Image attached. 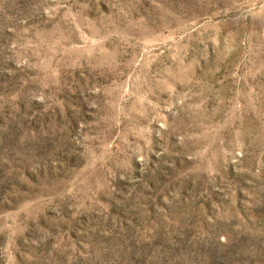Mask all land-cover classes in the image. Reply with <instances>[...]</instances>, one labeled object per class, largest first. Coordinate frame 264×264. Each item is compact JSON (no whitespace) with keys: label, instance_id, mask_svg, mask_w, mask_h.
<instances>
[{"label":"rangeland","instance_id":"rangeland-1","mask_svg":"<svg viewBox=\"0 0 264 264\" xmlns=\"http://www.w3.org/2000/svg\"><path fill=\"white\" fill-rule=\"evenodd\" d=\"M0 264H264V0H0Z\"/></svg>","mask_w":264,"mask_h":264}]
</instances>
